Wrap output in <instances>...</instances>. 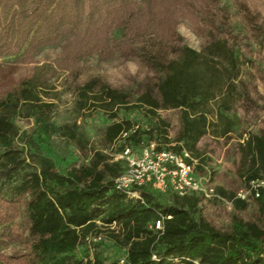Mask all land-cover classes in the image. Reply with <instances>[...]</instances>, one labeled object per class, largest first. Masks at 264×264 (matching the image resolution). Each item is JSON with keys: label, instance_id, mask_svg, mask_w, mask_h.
<instances>
[{"label": "trees", "instance_id": "1", "mask_svg": "<svg viewBox=\"0 0 264 264\" xmlns=\"http://www.w3.org/2000/svg\"><path fill=\"white\" fill-rule=\"evenodd\" d=\"M210 5L217 6L216 0H0V60L26 58L44 46L59 45L71 66L94 53L106 59L122 50L137 52L156 74L155 82L140 90L116 88L97 76L76 86L77 111H114L96 148L76 121L50 120L53 103L43 95L53 74L42 71L48 65L41 64L40 71L0 95V248L19 246L5 264H176L186 259L264 264V191L248 197L253 203L250 218L234 213L229 225L220 228L202 214L200 192L178 195L170 187L161 192L143 185L132 188L139 199L116 188L114 179L125 161L105 151L152 140L155 150L187 151L186 160L192 163L201 155L198 144L204 135L225 137L239 127L231 109L245 96L242 53L218 36L220 22ZM181 20L206 29L210 39L201 50L181 44L167 51ZM9 69L0 61V82ZM120 108L137 109L147 122L116 118ZM167 109L179 112L174 136L158 113ZM18 116L34 117L43 133L56 132L90 152L87 161L62 171L32 140L27 148L18 146ZM239 149L241 176L249 183L264 173V130L247 132ZM217 190L235 209H246V199ZM20 214L24 228L17 223ZM156 220L160 228H155ZM97 221L113 244L125 250L123 262L119 255L109 260L98 254L84 260L76 256L89 232L103 231Z\"/></svg>", "mask_w": 264, "mask_h": 264}, {"label": "rangeland", "instance_id": "2", "mask_svg": "<svg viewBox=\"0 0 264 264\" xmlns=\"http://www.w3.org/2000/svg\"><path fill=\"white\" fill-rule=\"evenodd\" d=\"M217 6H209L217 22H220L218 36L227 38L231 44L240 48L241 70L243 80L244 97L239 99L232 107L231 112L239 118V127L236 131L225 137H212L204 135L199 141L200 157H193L194 173L203 188H212L209 195H202L200 208L204 217L217 227L224 228L229 225L231 215L238 214L248 219L253 213V203L246 198V209L237 210L232 202L217 189L225 192H233L236 197L242 194L248 183L241 176V152L239 144L247 135V132L264 130V0H216ZM178 36L174 37L167 45V51H172L173 46L186 44L196 50L209 41L210 35L206 29L196 27L186 20L178 21L176 25ZM120 30L114 31L118 37ZM10 66L0 82V95L12 91L22 80L40 71L41 64L48 65L43 68L44 74H53L50 77V88L43 98L53 103L50 120L55 124L76 121L82 127L90 139L91 146L100 147L102 130L111 121L110 116L114 111L104 112L98 108H88L82 111L75 109L74 89L85 80L97 76L109 85L120 89H143L146 85H152L156 80V74L140 58L137 52H125L118 50L109 58H102L96 53L67 65L61 55V48L57 46H44L26 58L11 55L2 58ZM38 68V69H37ZM117 117L122 116L146 123L145 117L137 109L125 111L117 109ZM159 115L170 123V135L174 136L178 127L179 112L176 109L159 110ZM15 123L18 129L16 144L27 148L32 140L45 153L52 156L60 170L65 171L72 165H78L87 161L90 152L79 150L72 142L60 137L56 132L43 133L35 122L34 117H16ZM155 142L144 140L139 146L130 147L134 154ZM112 159L123 160L121 151L116 146L105 149ZM120 174V173H119ZM118 174V175H119ZM240 198V197H239ZM17 223L24 228L26 220L20 214ZM96 224L103 231L89 232L84 242L78 246L76 256L79 258H93L95 254L111 259L119 255L123 256L125 250L117 248L100 221ZM113 227V226H112ZM100 236V239L97 237ZM18 245L8 248H0V264H5L9 253L17 250Z\"/></svg>", "mask_w": 264, "mask_h": 264}, {"label": "built area", "instance_id": "3", "mask_svg": "<svg viewBox=\"0 0 264 264\" xmlns=\"http://www.w3.org/2000/svg\"><path fill=\"white\" fill-rule=\"evenodd\" d=\"M123 132L122 136H125ZM125 161L124 170L114 179L116 188L126 192L129 196L141 198L139 191L132 189L143 185H150L157 191H165L172 188L178 195L191 192H200L209 195L212 188H203L194 173L193 163L187 162L190 157L187 151L175 153L171 150H155L153 144L144 146L139 154H134L129 146H126L120 154ZM264 191V173L258 178L249 181L246 189L239 197L246 199L258 197ZM160 220L155 221V228H160ZM100 239V236L97 237ZM124 261V257H120ZM176 264H199L198 260H182Z\"/></svg>", "mask_w": 264, "mask_h": 264}]
</instances>
